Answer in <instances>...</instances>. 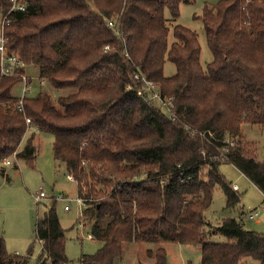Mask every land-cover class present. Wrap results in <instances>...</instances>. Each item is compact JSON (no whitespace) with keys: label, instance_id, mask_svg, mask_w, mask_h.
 <instances>
[{"label":"trees","instance_id":"16d2710c","mask_svg":"<svg viewBox=\"0 0 264 264\" xmlns=\"http://www.w3.org/2000/svg\"><path fill=\"white\" fill-rule=\"evenodd\" d=\"M188 1L26 0L24 11L7 15L5 55L35 66L38 80L54 90L71 91L56 105L39 90L19 110L11 90L20 76L0 74V165L14 156L33 166V135L19 149L26 118L51 133L53 159L76 182L86 227L100 242L94 253L69 260L52 201L34 224L35 264H114L129 242L157 244L146 250L153 264H166L162 243L199 245L200 264H240L243 257L264 264V232L230 217L210 227L205 218L216 186L226 208L239 201L219 172L222 163L264 194V160L255 158L241 131L243 124L264 127V0L203 7L212 54L204 67L194 31L174 25L168 46L165 11L177 18ZM9 8L10 0H0V20ZM166 61L175 66L169 76ZM136 71L172 97L175 118L138 96ZM215 233L226 241H207ZM30 254L9 253L0 237V264H29Z\"/></svg>","mask_w":264,"mask_h":264},{"label":"rangeland","instance_id":"374dc122","mask_svg":"<svg viewBox=\"0 0 264 264\" xmlns=\"http://www.w3.org/2000/svg\"><path fill=\"white\" fill-rule=\"evenodd\" d=\"M218 0H190L181 3L179 16L173 18L165 11L168 32V46L175 40L172 28L176 24L194 31L200 45V64L204 67L211 61L212 54L206 44V37L200 15L203 7L213 6ZM106 50L110 46L106 44ZM104 49V48H103ZM23 74L27 76L30 85L25 92L26 96H33L39 90L51 95L54 104L57 105V97L66 95L71 90H54L45 80H38V70L32 65H22ZM175 66L166 61L163 67L165 76L171 75ZM22 82L19 81L11 90L14 96H20ZM244 139L251 144L252 152L258 160H264V127L243 124L241 127ZM30 135L35 146V160L33 166L24 160L11 158L9 165L4 167V175H0V237L4 239L6 250L9 253L25 255L30 250L29 264H35L40 252V243L35 239L34 224L46 207L54 200L52 196H61L71 199L70 202L56 200V212L62 228L65 230V253L69 260H77L81 254H92L100 246L97 240L86 237L88 228L77 225L79 204L75 200L78 197L77 184L67 178V171L63 163L57 162L52 156L53 135L48 132L38 131L34 127L26 131L22 138L21 147ZM19 147V149L21 148ZM219 172L230 182L238 187L236 191L239 201L231 208L225 207V197L221 189L216 186L213 190L212 201L205 211V218L210 227L218 225L224 218H235L245 229L255 232H264V196L248 178L241 174L233 165L222 163ZM46 193V197L36 202L34 195L39 190ZM70 204L69 210H64V205ZM260 208L257 217L250 220L245 216L251 208ZM208 227V228H210ZM210 230V229H209ZM209 230L205 227L204 232ZM207 241L225 242L226 238L219 233L207 236ZM158 246L154 243L137 244L129 242L123 245L121 257L114 264H153L154 260L146 256V250ZM166 252V264H200L201 249L199 245L182 243H162ZM240 264H259V261L251 257H243Z\"/></svg>","mask_w":264,"mask_h":264},{"label":"built area","instance_id":"2783aa9c","mask_svg":"<svg viewBox=\"0 0 264 264\" xmlns=\"http://www.w3.org/2000/svg\"><path fill=\"white\" fill-rule=\"evenodd\" d=\"M25 9H26V0H10V8L7 14H5L0 20V64H1L0 74L5 75V76H11V75L20 76L21 78L20 81L22 82L23 87H22L20 96L17 97V105H18L19 110L22 109V100L26 96L25 92L28 90V87L30 85L27 83V76L23 74V72H21L19 69L22 67V64L18 61V59L13 55L8 56V55H5L4 53L3 29L5 25H7L10 22V18L7 16L9 13L16 12V11L22 12ZM108 25L112 26L113 25L112 21H109ZM103 48H104L103 50H106L107 46H104ZM133 77L142 83V87L141 89L138 90V93H137L138 96H140L143 100L156 102L160 106V108L162 109L165 115H167L171 119L175 118L174 111H173V104L171 100L172 97H165L161 95L157 84L151 80H147L144 77V75L140 74L138 71H136L133 74ZM25 121H26V124L28 125V129L31 128V126L29 125L30 124L29 118H26ZM11 158L12 157L4 159L2 163L4 165H9L11 163ZM67 178L70 180H73L72 176L70 175H67ZM231 188L235 191L238 190V187L235 183L231 184ZM44 197H46V193L43 190H41V188L34 195L36 202H39ZM51 199L54 201L56 200H62L66 202L71 201V199L67 197H61V196H52ZM75 200L79 204L77 225L78 227L87 229L86 227L87 221L85 220L82 214L83 208H84V199L78 196L75 198ZM69 209H70L69 203L64 205V210H69ZM259 213H260V208L255 207V208L249 209L247 213L245 214V216H247L248 219L252 220L255 217H257ZM86 237L93 240V237L90 234L89 230L86 234Z\"/></svg>","mask_w":264,"mask_h":264},{"label":"crops","instance_id":"0c3cea01","mask_svg":"<svg viewBox=\"0 0 264 264\" xmlns=\"http://www.w3.org/2000/svg\"><path fill=\"white\" fill-rule=\"evenodd\" d=\"M25 135H26V133H25ZM25 135H24V137H25ZM24 137H23V139H24ZM21 144H22V142H21ZM21 144H20V146L19 147H21ZM240 172V171H239ZM241 173V172H240ZM242 174V173H241ZM252 184V183H251ZM262 194V193H261ZM262 196H264V194H262Z\"/></svg>","mask_w":264,"mask_h":264}]
</instances>
